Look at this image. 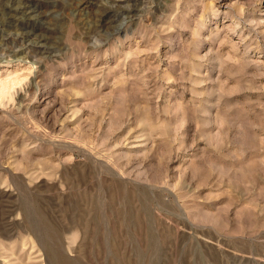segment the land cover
I'll return each instance as SVG.
<instances>
[{
  "label": "rangeland",
  "instance_id": "1",
  "mask_svg": "<svg viewBox=\"0 0 264 264\" xmlns=\"http://www.w3.org/2000/svg\"><path fill=\"white\" fill-rule=\"evenodd\" d=\"M21 4L0 264H264V0Z\"/></svg>",
  "mask_w": 264,
  "mask_h": 264
},
{
  "label": "bare ground",
  "instance_id": "2",
  "mask_svg": "<svg viewBox=\"0 0 264 264\" xmlns=\"http://www.w3.org/2000/svg\"><path fill=\"white\" fill-rule=\"evenodd\" d=\"M4 6V5H3ZM1 8V10L2 11H6V12H8L9 14V16L10 17H15V16H20V17H22L24 20H26V21H32L33 19H34V14H32L30 11H29V9H28V7L26 6V5H24V4H21V5H19L18 7H16V8H3L2 6H0ZM3 8V9H2ZM34 26V25H33Z\"/></svg>",
  "mask_w": 264,
  "mask_h": 264
}]
</instances>
